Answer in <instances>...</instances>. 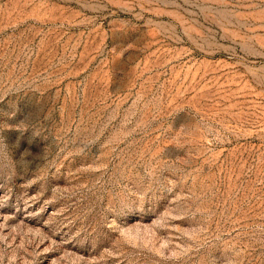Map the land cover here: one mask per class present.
<instances>
[{
    "label": "rangeland",
    "instance_id": "1",
    "mask_svg": "<svg viewBox=\"0 0 264 264\" xmlns=\"http://www.w3.org/2000/svg\"><path fill=\"white\" fill-rule=\"evenodd\" d=\"M0 264H264V0H0Z\"/></svg>",
    "mask_w": 264,
    "mask_h": 264
}]
</instances>
